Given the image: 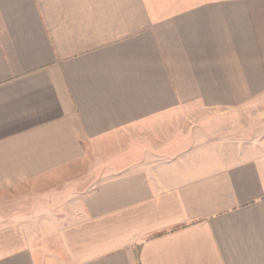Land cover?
Here are the masks:
<instances>
[{"label":"crops","instance_id":"crops-1","mask_svg":"<svg viewBox=\"0 0 264 264\" xmlns=\"http://www.w3.org/2000/svg\"><path fill=\"white\" fill-rule=\"evenodd\" d=\"M40 181L0 264H264V0H0V190Z\"/></svg>","mask_w":264,"mask_h":264},{"label":"rangeland","instance_id":"rangeland-1","mask_svg":"<svg viewBox=\"0 0 264 264\" xmlns=\"http://www.w3.org/2000/svg\"><path fill=\"white\" fill-rule=\"evenodd\" d=\"M89 167L91 165L84 166L85 172L89 171ZM48 185L46 181H40L34 185L25 184L10 190H0V224L18 225L31 220V224L35 227L31 230H34L37 235L43 236L45 232L43 229L44 213L36 214L32 208L36 204V195L44 191Z\"/></svg>","mask_w":264,"mask_h":264}]
</instances>
